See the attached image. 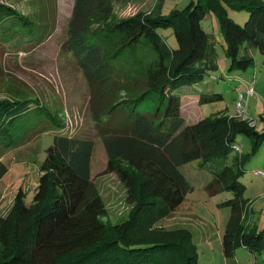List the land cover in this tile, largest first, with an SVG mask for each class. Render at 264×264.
Returning <instances> with one entry per match:
<instances>
[{
    "label": "trees",
    "instance_id": "trees-1",
    "mask_svg": "<svg viewBox=\"0 0 264 264\" xmlns=\"http://www.w3.org/2000/svg\"><path fill=\"white\" fill-rule=\"evenodd\" d=\"M74 1L62 46L92 90V118L107 155L106 172L124 183L132 212L110 228L101 222L106 209L90 174L92 140L63 131L38 101L1 100L0 160L52 129L55 135L32 201L27 204L19 190L0 219V264H195L169 233L152 231L191 190L180 167L199 160L211 174L210 194L226 190L240 196L247 155L235 150L236 139L248 136L254 152L264 132L257 133L255 124L250 126L254 121L237 113L190 124L181 110L186 99L202 103L219 97L203 86L216 71L217 42L230 60L229 73L252 63L249 47L264 54V0H196L168 15L160 14L157 4L148 13L115 21L105 8L110 0ZM228 10L245 11L247 18L238 24ZM210 16L217 20L219 40L203 28ZM37 26L32 17L0 3L2 40L4 34L14 38L21 32L35 39ZM164 29H172L176 48L166 44ZM120 60L129 63V72L119 69ZM161 176L174 194L157 195ZM240 202L223 234L226 257L238 246L253 254L264 249V232L247 231Z\"/></svg>",
    "mask_w": 264,
    "mask_h": 264
},
{
    "label": "rangeland",
    "instance_id": "rangeland-1",
    "mask_svg": "<svg viewBox=\"0 0 264 264\" xmlns=\"http://www.w3.org/2000/svg\"><path fill=\"white\" fill-rule=\"evenodd\" d=\"M196 0H110L105 8L110 11L112 21L145 14L158 6L162 15L173 10H182ZM22 15H28L38 25V34L30 40L21 32L11 38L0 35V101L28 99L38 101L52 117L60 121L62 130L90 139L94 143L90 174L106 209L101 222L107 228L126 221L133 205L126 201L127 189L113 173L106 172L107 155L92 118L90 89L76 60L63 48L66 29L72 17L74 0H0ZM228 16L238 24L247 18L245 11L228 10ZM204 30L218 38L220 29L214 16L202 22ZM161 36L171 48L177 43L172 29L160 30ZM247 55L252 63L245 70L229 73L230 60L221 45H216V71L203 82L208 95L218 94L198 103L186 99L181 115L184 121L195 123L202 117L224 113L234 117L237 113L239 94L246 118L255 122V131L264 132V54L249 47ZM119 69L129 72L131 66L120 60ZM216 78V79H212ZM252 87V94L247 90ZM124 94H121V97ZM55 129L40 135L27 144L8 150L0 160V219L10 211L15 195L22 191L27 204L32 201L34 188L39 178V168L52 145ZM240 153L245 157L240 182L244 186L240 196L229 191L210 194L206 189L211 181L209 168L193 160L180 167L191 190L182 198L170 215L153 226L152 231L169 233L179 243L183 252L195 257V264H264V249L251 253L243 246L234 249L226 257L222 250L225 229L234 208L244 201L247 231L264 232V140L256 151H252L251 139L241 134L236 139ZM174 194V188L164 178L158 177L157 195ZM244 218V215H242ZM0 243V258L3 253ZM187 248V249H186Z\"/></svg>",
    "mask_w": 264,
    "mask_h": 264
},
{
    "label": "built area",
    "instance_id": "built-area-1",
    "mask_svg": "<svg viewBox=\"0 0 264 264\" xmlns=\"http://www.w3.org/2000/svg\"><path fill=\"white\" fill-rule=\"evenodd\" d=\"M252 90H253L252 87H250V88L247 90V95H248V96H250V95L252 94ZM242 100H243V95L240 93V94H239V102H238V104H237V114H238L239 116H241L243 119H246V110H245L244 106H243L242 103H241ZM254 124H255L254 122H251L250 126H254ZM234 148H235V150H236L237 152L240 151V147H239V146H235ZM260 175L264 177V173H260Z\"/></svg>",
    "mask_w": 264,
    "mask_h": 264
}]
</instances>
